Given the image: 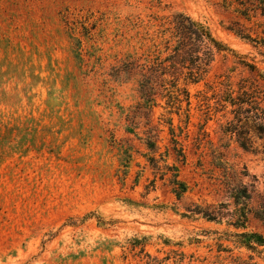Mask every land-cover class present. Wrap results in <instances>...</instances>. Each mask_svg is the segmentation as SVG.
<instances>
[{
	"label": "rangeland",
	"instance_id": "rangeland-1",
	"mask_svg": "<svg viewBox=\"0 0 264 264\" xmlns=\"http://www.w3.org/2000/svg\"><path fill=\"white\" fill-rule=\"evenodd\" d=\"M244 2L250 20L223 0H0V264H146L168 254L162 264H176L171 251L182 264H264V253L236 243L239 230L182 217L192 203L224 200L223 171L254 209L264 201V154L224 136L215 112L227 85L251 78L240 60L264 75V47L229 30L264 37L261 0ZM174 13L234 51L215 54L178 113L161 95L147 103L136 78L116 72L146 57L132 25ZM175 173L188 189L179 200ZM245 231L264 235V225L250 219Z\"/></svg>",
	"mask_w": 264,
	"mask_h": 264
},
{
	"label": "trees",
	"instance_id": "trees-1",
	"mask_svg": "<svg viewBox=\"0 0 264 264\" xmlns=\"http://www.w3.org/2000/svg\"><path fill=\"white\" fill-rule=\"evenodd\" d=\"M261 16H264V0L259 2ZM236 6L240 16L250 20L244 0H223L222 7ZM139 37L141 46H146V57L134 59L131 56L122 60L117 69L118 76L136 78L138 93L147 103L154 101L157 95L166 97L168 105L175 107L176 111L185 103L187 111L190 105V93L188 86L202 80L207 73L215 54L231 53L234 51L216 40L209 29L201 22L192 19L183 13L171 15H151L147 21H136L132 25ZM241 39L250 42L254 47H264V37L252 38L245 29H229ZM236 56V55H234ZM242 59V57H238ZM239 64L246 68L251 78H243L237 84V89L227 85L225 90L218 95L215 101V112L220 113L225 119L221 126L224 136L233 140L236 145L245 152L264 154V75L254 65L245 61ZM214 99V97H212ZM209 108V106L207 107ZM258 142H260L258 144ZM173 151L176 158L185 163V153L178 148V142L174 141ZM152 144L149 148L153 149ZM224 173L223 201L215 204L197 205L192 203L185 207L182 217L187 219H203L206 222L221 224L239 230L234 234L239 247H244L251 253L262 255L264 253V235L256 232H246L250 219H254L264 225V201L254 209L251 206V193L241 183H235L233 179ZM177 173L170 181L172 193L179 200L188 190L185 183L177 180ZM242 176H247L246 172ZM134 240L133 248L140 247V253L144 251V241ZM261 248V249H259ZM173 262L182 264L184 255L177 251H171ZM148 256V255H147ZM146 264H162L170 260L168 254L162 261L148 256ZM253 259L249 256L248 262Z\"/></svg>",
	"mask_w": 264,
	"mask_h": 264
}]
</instances>
